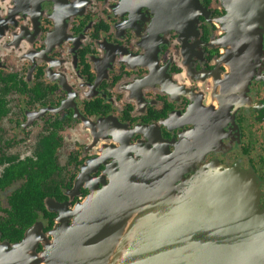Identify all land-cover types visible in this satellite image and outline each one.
Segmentation results:
<instances>
[{"label":"flooded vegetation","instance_id":"af4514ba","mask_svg":"<svg viewBox=\"0 0 264 264\" xmlns=\"http://www.w3.org/2000/svg\"><path fill=\"white\" fill-rule=\"evenodd\" d=\"M159 158L255 173L264 207V0H0V264Z\"/></svg>","mask_w":264,"mask_h":264},{"label":"water","instance_id":"95a60500","mask_svg":"<svg viewBox=\"0 0 264 264\" xmlns=\"http://www.w3.org/2000/svg\"><path fill=\"white\" fill-rule=\"evenodd\" d=\"M167 163L159 158L156 168L95 192L77 208L73 226L58 227L55 247L25 257V264H264L256 174H201L178 198L175 187L185 183L175 181ZM120 209L125 220L118 223L112 213Z\"/></svg>","mask_w":264,"mask_h":264},{"label":"rangeland","instance_id":"374dc122","mask_svg":"<svg viewBox=\"0 0 264 264\" xmlns=\"http://www.w3.org/2000/svg\"><path fill=\"white\" fill-rule=\"evenodd\" d=\"M223 170V169H222ZM220 168H215V172H209V173H207V172H205V173H202V175H204V176H216L217 174H219L220 173V171H222ZM216 173V174H215ZM208 178V177H207ZM197 179H198V175H196V176H194L193 178H191L190 180L192 181V182H189V180H188V182H186L184 185H187V186H189V187H185L184 188V190L185 191H183V192H176L175 191V195L178 197V198H181L180 196H186V193L188 192V191H190V190H192L193 189V187H194V185L193 184H198L196 181H197ZM258 182V181H257ZM260 190V189H259ZM175 195H174V197H175ZM137 236H139V234H137ZM124 251V250H123Z\"/></svg>","mask_w":264,"mask_h":264}]
</instances>
